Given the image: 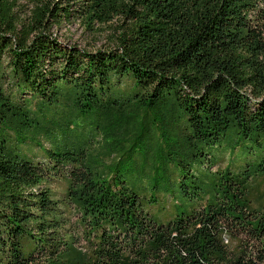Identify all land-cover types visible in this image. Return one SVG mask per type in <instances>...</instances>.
I'll return each instance as SVG.
<instances>
[{
  "label": "trees",
  "instance_id": "1",
  "mask_svg": "<svg viewBox=\"0 0 264 264\" xmlns=\"http://www.w3.org/2000/svg\"><path fill=\"white\" fill-rule=\"evenodd\" d=\"M115 17L96 51L53 33ZM128 99L143 130L106 176L72 115L97 132ZM0 131V264H264V160L207 153L264 140V0H0Z\"/></svg>",
  "mask_w": 264,
  "mask_h": 264
},
{
  "label": "rangeland",
  "instance_id": "2",
  "mask_svg": "<svg viewBox=\"0 0 264 264\" xmlns=\"http://www.w3.org/2000/svg\"><path fill=\"white\" fill-rule=\"evenodd\" d=\"M28 6V7H27ZM19 8H27L23 15H28L32 9L30 4L21 3ZM28 11V12H27ZM122 23L118 17L111 18L104 23H96L91 29L88 23L74 20L72 23L64 24L60 28H54L53 33L58 37L61 44L66 46H77L82 49L96 51L97 49L112 46L113 39L120 34L119 25ZM248 93L250 91L247 90ZM146 109L141 108L133 99L121 101L118 106L112 108L102 117L101 126L96 132L90 123V119L80 114H73L75 134L72 140L86 146L88 160L99 173L109 175V171L118 156L134 142L141 133L142 120ZM154 114V113H153ZM0 135H5L0 131ZM6 136V135H5ZM7 144L19 151L26 152L27 145L21 143V139L6 137ZM239 136L231 131L224 136L217 146L208 148L207 153L216 159H225L227 164L239 165L242 167H254L264 160V140L260 142L250 141L237 146ZM45 147L49 148L50 143L42 139ZM212 168V172L218 168L224 169L227 165L223 161ZM194 169L199 175L206 173L205 168L198 164ZM264 188V183H263Z\"/></svg>",
  "mask_w": 264,
  "mask_h": 264
}]
</instances>
